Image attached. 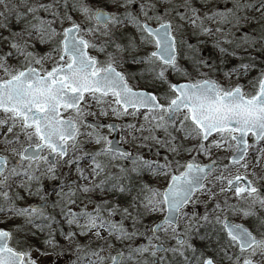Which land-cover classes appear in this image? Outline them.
Masks as SVG:
<instances>
[{"label":"snow or ice","instance_id":"snow-or-ice-1","mask_svg":"<svg viewBox=\"0 0 264 264\" xmlns=\"http://www.w3.org/2000/svg\"><path fill=\"white\" fill-rule=\"evenodd\" d=\"M0 225V264H264V0H0Z\"/></svg>","mask_w":264,"mask_h":264},{"label":"rangeland","instance_id":"rangeland-1","mask_svg":"<svg viewBox=\"0 0 264 264\" xmlns=\"http://www.w3.org/2000/svg\"><path fill=\"white\" fill-rule=\"evenodd\" d=\"M90 54L93 55V56H97L98 59H101V60L104 59V54L97 53V52H94V51L91 52ZM233 63L234 62H230L229 65H227V66L231 67ZM257 75H258V72L257 71H253L248 77H246V78L241 80V83L246 85V90L251 88V85L248 84V81L250 79H252L253 77L257 76ZM221 79H222V77H221ZM149 90H151V89H149ZM93 111H96V109L93 108ZM88 118L94 119V120H98V121H103L105 123H108V122H110L113 119L111 116L104 117V116H100L99 114H97L96 116H89ZM125 122H135V121H133L131 117H127V118H125ZM103 131L107 135V129H103ZM121 135H123V133H117V140H118L119 145H121L122 147H124L126 149H130V145L121 140ZM109 138L111 139L112 135ZM249 143L250 144L253 143L251 138H249ZM89 147H93V146L90 145ZM144 154H145L146 158H150L146 150H145ZM225 155H228V153H224L223 151H219V152L214 153L213 159H215L217 156L223 158ZM198 159L201 162H203V163H207L208 162L204 157H199ZM38 202L39 201L37 199H35V198H28V203H38ZM201 211H202V209H201ZM234 222L244 223L245 226H248V223H249L248 221H244L240 217L235 218ZM2 226H4V225H0V227H2Z\"/></svg>","mask_w":264,"mask_h":264},{"label":"water","instance_id":"water-1","mask_svg":"<svg viewBox=\"0 0 264 264\" xmlns=\"http://www.w3.org/2000/svg\"><path fill=\"white\" fill-rule=\"evenodd\" d=\"M90 122H97V121H92V120H89ZM100 123H104V122H100ZM116 135H117V133H113V138H112V140H114V142H116L117 144H118V142H117V139H116Z\"/></svg>","mask_w":264,"mask_h":264}]
</instances>
